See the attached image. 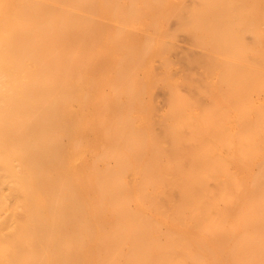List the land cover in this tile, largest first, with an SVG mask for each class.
I'll return each instance as SVG.
<instances>
[{"label": "bare ground", "instance_id": "1", "mask_svg": "<svg viewBox=\"0 0 264 264\" xmlns=\"http://www.w3.org/2000/svg\"><path fill=\"white\" fill-rule=\"evenodd\" d=\"M184 1L0 0V264H264V0ZM178 9L206 86L158 131L116 21Z\"/></svg>", "mask_w": 264, "mask_h": 264}, {"label": "rangeland", "instance_id": "2", "mask_svg": "<svg viewBox=\"0 0 264 264\" xmlns=\"http://www.w3.org/2000/svg\"><path fill=\"white\" fill-rule=\"evenodd\" d=\"M184 3L186 7L196 4L197 0H185ZM119 8L126 13L123 4ZM181 14L183 9H178L175 15H167L163 23V17L152 21L146 17L142 26H137L133 15L124 23L119 24L116 21V33L120 35L116 37V72H132L134 87L138 88L139 93L136 99L141 106L139 113L143 115L146 112L143 107L150 104L153 125L158 131L162 127L163 111L172 86L178 87L183 93L194 92L196 86H206L201 80L205 63L200 56L204 49L178 20V15L181 18ZM149 19L150 24L147 23ZM111 25V21L107 19L101 23L103 30L109 29ZM246 36L251 40V34ZM143 45L146 49L139 53L138 58L134 57L137 47ZM104 60L103 58L100 61ZM99 67L101 66L97 63L95 70L99 71ZM84 129L88 131V127L85 126Z\"/></svg>", "mask_w": 264, "mask_h": 264}]
</instances>
